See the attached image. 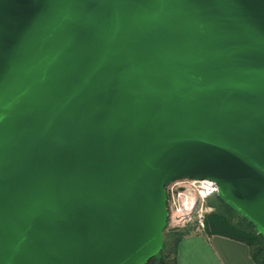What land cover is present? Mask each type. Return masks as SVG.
Listing matches in <instances>:
<instances>
[{"label": "water", "instance_id": "95a60500", "mask_svg": "<svg viewBox=\"0 0 264 264\" xmlns=\"http://www.w3.org/2000/svg\"><path fill=\"white\" fill-rule=\"evenodd\" d=\"M181 178L264 237V0H0V264H146Z\"/></svg>", "mask_w": 264, "mask_h": 264}, {"label": "built area", "instance_id": "2783aa9c", "mask_svg": "<svg viewBox=\"0 0 264 264\" xmlns=\"http://www.w3.org/2000/svg\"><path fill=\"white\" fill-rule=\"evenodd\" d=\"M164 188L167 208L164 230L173 233L191 226L194 232H204L205 218L214 209L209 201L217 195L216 182L208 178H181Z\"/></svg>", "mask_w": 264, "mask_h": 264}, {"label": "crops", "instance_id": "0c3cea01", "mask_svg": "<svg viewBox=\"0 0 264 264\" xmlns=\"http://www.w3.org/2000/svg\"><path fill=\"white\" fill-rule=\"evenodd\" d=\"M176 264H256L248 245L219 234L189 231L178 235Z\"/></svg>", "mask_w": 264, "mask_h": 264}, {"label": "trees", "instance_id": "16d2710c", "mask_svg": "<svg viewBox=\"0 0 264 264\" xmlns=\"http://www.w3.org/2000/svg\"><path fill=\"white\" fill-rule=\"evenodd\" d=\"M209 203L214 209L205 218L204 232L223 235L246 243L254 262L256 264H264V237L256 232L254 225L237 214L217 195L212 196ZM177 237L173 242L174 247L171 251L173 254L170 260L169 254H163L165 249V243H163L162 250L154 256L156 257L154 264H176L175 243Z\"/></svg>", "mask_w": 264, "mask_h": 264}, {"label": "rangeland", "instance_id": "374dc122", "mask_svg": "<svg viewBox=\"0 0 264 264\" xmlns=\"http://www.w3.org/2000/svg\"><path fill=\"white\" fill-rule=\"evenodd\" d=\"M189 231H192L191 226L185 227L182 230H179V231L173 232V233H170V232H167L166 230H163V243H165V249L163 251V254H169V260L173 254L171 251L174 247L173 242H174L175 238L178 235H181V234L189 232ZM155 260H156V257L149 260L146 264H154Z\"/></svg>", "mask_w": 264, "mask_h": 264}]
</instances>
